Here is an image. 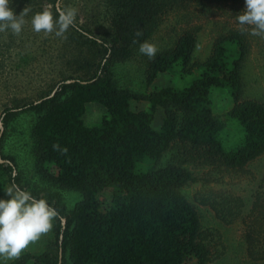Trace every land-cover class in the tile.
<instances>
[{"label":"trees","instance_id":"1","mask_svg":"<svg viewBox=\"0 0 264 264\" xmlns=\"http://www.w3.org/2000/svg\"><path fill=\"white\" fill-rule=\"evenodd\" d=\"M57 1L52 0L53 10ZM110 2L115 40L122 46L110 45L75 22L70 30L96 47L101 57L93 70L83 77L65 78L52 94L8 107L1 115L0 123L7 129L22 113H40L32 134L39 170L60 187L82 195L65 224L57 208L56 255L23 253L12 264H209L215 254L202 232L198 211L181 192L195 178L181 165H157L175 142L189 143L228 171H242L264 154V103L244 99L248 47L240 34L233 33L216 43L206 62L195 63L197 38L187 32L174 49L148 60V85L160 73L175 75L177 85L159 90L148 86L136 94L121 86L115 65L131 60L140 43L151 39L166 3ZM213 90L233 103L225 123L214 114ZM90 103L105 108L100 126L84 123ZM230 119L242 127L234 146L226 143L233 132ZM3 137L0 132V148ZM3 160L0 197L7 184L22 187L15 159L3 156ZM102 196L108 201L103 202ZM254 209L249 254L264 260V196Z\"/></svg>","mask_w":264,"mask_h":264},{"label":"rangeland","instance_id":"2","mask_svg":"<svg viewBox=\"0 0 264 264\" xmlns=\"http://www.w3.org/2000/svg\"><path fill=\"white\" fill-rule=\"evenodd\" d=\"M164 1L166 10L159 21L158 37L152 41L157 49L161 48L159 46L164 44L167 37L170 39L175 36L183 26L193 28L197 34L204 28L212 30L219 27L223 37L239 32L249 50L243 71L246 80L244 99L264 103V35H253L249 27L238 24L236 16L244 10L245 2L219 4L207 0ZM10 6L17 15L25 8L28 11L23 17L25 22L19 35L12 34L10 30L0 31V118L8 107L39 101L52 94L56 85L65 78L85 76L101 58L96 47L70 28L62 37L33 31L32 15L45 7L53 8L52 0H12ZM57 6L75 8L77 24L116 48L122 46L115 40L111 23L114 9L110 0H58ZM201 36L203 40L204 35ZM140 54L138 50L136 56ZM139 58L141 61L143 57ZM140 61L127 64L139 67ZM128 66L115 65L117 77L130 76L132 68L123 69ZM173 76L177 85L178 78ZM219 94L222 98L216 100L217 113L215 109L213 111L225 123L233 105L232 102L231 105L228 103L230 98L226 94ZM105 113L103 105L90 103L83 118L85 125L100 126ZM39 116L37 112L22 113L7 129L0 123V132L4 135L0 163L5 162L3 156H12L18 165L22 187L30 189L38 197H46L60 210L65 224L82 195L60 187L39 170L37 142L32 136ZM230 124H234L230 128L233 132L227 136L226 143L227 146H234L242 127L234 119H230ZM170 164H182L194 175L195 181L185 185L181 192L198 211L202 232L215 254L209 264H264V260L251 258L247 241L248 233L254 231V204L259 197L262 200L264 196V154L242 171H228L217 159L193 152L192 149H185L183 155L178 157L170 151L157 167ZM2 197L8 198L5 193ZM101 200L107 202L108 198L102 196ZM43 252L53 255L58 253L54 244V225L48 233L23 250L21 255H39ZM18 258L8 260L6 264L16 262ZM27 264L36 263L29 261Z\"/></svg>","mask_w":264,"mask_h":264},{"label":"clouds","instance_id":"3","mask_svg":"<svg viewBox=\"0 0 264 264\" xmlns=\"http://www.w3.org/2000/svg\"><path fill=\"white\" fill-rule=\"evenodd\" d=\"M12 0H0V31L19 35L23 30L25 8L19 15L10 6ZM77 12L73 7H45L31 17L33 31L54 33L62 37L74 26ZM239 25L249 27L251 34L264 35V0H245V8L236 16ZM139 52L149 58L157 53L155 44L143 41ZM58 147V146H57ZM15 176V173H13ZM0 197V264L21 255L32 242L48 233L60 213L46 197L36 196L30 189L13 182Z\"/></svg>","mask_w":264,"mask_h":264},{"label":"crops","instance_id":"4","mask_svg":"<svg viewBox=\"0 0 264 264\" xmlns=\"http://www.w3.org/2000/svg\"><path fill=\"white\" fill-rule=\"evenodd\" d=\"M187 32H196V30H194L193 28H190V27L183 26L182 29L180 28L179 30H177V33L175 34V36H173L170 39L167 37L164 40V44L159 46L161 48L157 49V53L156 54H159V53L167 51V50L174 49L177 46L179 40L182 38V36L185 33H187ZM206 32H208L210 34H206ZM201 35H204L203 36L204 37L203 40H202V36ZM195 36L197 38V45H196V48H195V51H194V54H193V59H194L195 63H203V62H206L212 56L213 50H214V47H215L216 43L219 40H221L222 38L226 37L227 35L223 37L221 29L219 27H215L212 30H210L208 28H204V29H202V31L199 34L195 33ZM157 37H158V34H157V31H156L155 34L149 40V42L152 43V41H155ZM248 55H249V50H248V53H247L246 60L248 58ZM140 56L143 57V58H141V61H140V58H139ZM144 57H147V56L143 55V54H140L139 56H134L131 60L119 63L121 65H125L126 64V66H128L130 64L129 62H133L134 61L136 63L137 60L140 61V63L138 64L139 67H136V66H134V67H132V66L123 67V69H125V68H132V69H131V75L130 76H129V74H127V75L125 74L127 76L125 78L122 77L120 79V77H117L118 81H119V83L121 84L122 87H124L126 89H129L133 93L138 94V93H142L143 90L146 87H148V86L151 89L159 90V89L164 88V87H173L175 85L174 76L171 75V74H168V73H160L157 76V78L151 83V85H148V73H147V71H148V60H149V57H147V58H144ZM246 60H245V63H246ZM127 63H129V64H127ZM245 63H244V66H245ZM244 77H245V75H244ZM128 80H130V81H128ZM131 80H132V82H131ZM133 80H135V81H133ZM245 84H246V80H245ZM218 98H220V99L222 98V96H220V94H219V91L218 90H213L212 99H213V102H215L214 103L215 107L213 109H215L216 113H217L216 100ZM247 100H250V99H247ZM227 101L231 105V101L230 100H227ZM232 105H233V103H232ZM175 146H178V147H175ZM172 149L170 151H172V153H175L176 157L182 156L184 151H185V149H192L193 152H196V150H194V148L189 143L175 142L173 147H172ZM180 165L182 167H184L182 164H180ZM185 169H187V168H185ZM187 170L190 171L189 169H187ZM193 177H194V175H193Z\"/></svg>","mask_w":264,"mask_h":264},{"label":"water","instance_id":"5","mask_svg":"<svg viewBox=\"0 0 264 264\" xmlns=\"http://www.w3.org/2000/svg\"><path fill=\"white\" fill-rule=\"evenodd\" d=\"M62 255V254H61Z\"/></svg>","mask_w":264,"mask_h":264}]
</instances>
